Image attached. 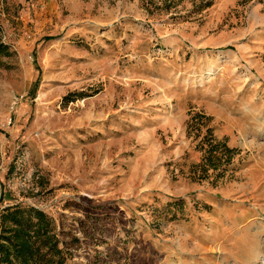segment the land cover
I'll return each instance as SVG.
<instances>
[{"label": "rangeland", "instance_id": "rangeland-1", "mask_svg": "<svg viewBox=\"0 0 264 264\" xmlns=\"http://www.w3.org/2000/svg\"><path fill=\"white\" fill-rule=\"evenodd\" d=\"M0 46V217L65 264H264V0H0Z\"/></svg>", "mask_w": 264, "mask_h": 264}, {"label": "trees", "instance_id": "trees-1", "mask_svg": "<svg viewBox=\"0 0 264 264\" xmlns=\"http://www.w3.org/2000/svg\"><path fill=\"white\" fill-rule=\"evenodd\" d=\"M3 51L0 46V54ZM217 149L216 144L208 142L206 162L213 169ZM223 151L231 154L225 147ZM0 264H65L45 214L22 207L3 211L0 217Z\"/></svg>", "mask_w": 264, "mask_h": 264}, {"label": "crops", "instance_id": "crops-1", "mask_svg": "<svg viewBox=\"0 0 264 264\" xmlns=\"http://www.w3.org/2000/svg\"><path fill=\"white\" fill-rule=\"evenodd\" d=\"M238 187V188H237ZM236 188L237 189H235V194L236 195H239V194H241V193H243V194H245V191H244V188H242V186H236ZM231 191H232V189H231ZM247 194V193H246Z\"/></svg>", "mask_w": 264, "mask_h": 264}]
</instances>
